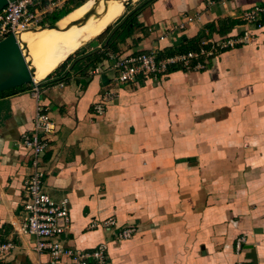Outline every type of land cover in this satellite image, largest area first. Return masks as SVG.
<instances>
[{
  "label": "crops",
  "instance_id": "crops-1",
  "mask_svg": "<svg viewBox=\"0 0 264 264\" xmlns=\"http://www.w3.org/2000/svg\"><path fill=\"white\" fill-rule=\"evenodd\" d=\"M74 1L61 0L45 19L75 6L57 27L91 0ZM250 6L249 0H133L104 27L89 15L85 38L46 73L36 68L35 44L26 38L55 27L24 37L53 123L39 168L47 193L68 201L65 246L93 250L106 242L108 264H264V20L249 44L203 59L205 68H176L138 88L122 85L103 113H93L113 86L108 51H194L209 35L240 34L239 15ZM12 81H27V74L19 55L8 51L0 56V85ZM32 86L0 91V239L17 244L0 264H73L36 253L34 237L19 232L32 152L19 142L32 128ZM111 217L114 229L102 227ZM125 226L134 235L114 240L113 231Z\"/></svg>",
  "mask_w": 264,
  "mask_h": 264
},
{
  "label": "built area",
  "instance_id": "built-area-1",
  "mask_svg": "<svg viewBox=\"0 0 264 264\" xmlns=\"http://www.w3.org/2000/svg\"><path fill=\"white\" fill-rule=\"evenodd\" d=\"M251 6L239 15L242 32L233 37H215L209 35L198 44L197 50L160 55L157 51L143 52L122 56L108 51L107 58L110 68L114 72L113 86L105 90L93 106L94 114H101L105 107L117 95L120 86L138 88L145 78L160 79L168 75L173 69L185 71L199 70L206 67L203 59H209L218 52L233 48L237 45L249 44L252 32L261 29L263 25L264 6L257 0H249ZM61 0H14L8 2L0 12V40L13 34L19 36L23 31L43 25L45 13L51 12ZM190 22L194 18L188 16ZM182 23L179 24V28ZM100 71L99 67L94 68ZM32 95L35 108L32 117V128L29 134L20 138V146L30 149L31 155L27 162L29 173L23 184V213L24 220L20 226V234L34 237L33 250L36 253L47 252L50 259L56 262L62 258L69 259L73 264H108L107 243L102 242L93 250H80L67 247L61 237L68 230L71 219L68 211V201L63 198L54 200L44 188L43 172L39 168V156L48 146L49 134L53 123L46 106L40 102V90L32 84ZM62 85V83H59ZM106 229H114V218H108L100 223ZM94 224H92L93 226ZM135 233L133 226L121 227L113 231L116 241L130 239ZM245 235H241L235 242V253L243 250ZM17 248V244L9 240L0 239V259ZM235 264H246L238 259Z\"/></svg>",
  "mask_w": 264,
  "mask_h": 264
},
{
  "label": "bare ground",
  "instance_id": "bare-ground-1",
  "mask_svg": "<svg viewBox=\"0 0 264 264\" xmlns=\"http://www.w3.org/2000/svg\"><path fill=\"white\" fill-rule=\"evenodd\" d=\"M116 6L114 0H91L78 11L81 15L91 13L90 15L99 16L101 14L111 12ZM81 15L74 17L71 21L63 22L61 25L53 29H41L36 31L34 35L28 36L26 39L35 44L33 52L36 58V68L41 73H46L56 64L58 60L68 54L75 46H77L84 38V31L90 29L93 21H84L82 24H72L81 19ZM33 30H26L17 37L21 48L20 60L24 64L27 74V81L34 83L40 81L37 73L33 68V59L29 52V42L25 40L27 34ZM93 33V32H92ZM33 69L32 75L29 70Z\"/></svg>",
  "mask_w": 264,
  "mask_h": 264
},
{
  "label": "water",
  "instance_id": "water-1",
  "mask_svg": "<svg viewBox=\"0 0 264 264\" xmlns=\"http://www.w3.org/2000/svg\"><path fill=\"white\" fill-rule=\"evenodd\" d=\"M11 1H14V0H0V11L4 8V6L8 2H11ZM132 1L133 0H124L123 1L124 8H127L131 4ZM90 14L91 13L89 12L88 14H86L83 17V19H80V20H78L76 22H73L70 25L77 24V23L82 24L86 19H88ZM55 24H56V22L50 23L49 25H46V24L44 25L43 24L44 26H41V28L42 27L53 28V27H55ZM8 51H13L14 53L18 54L21 57V48L19 46V43H18V40H17V36H15L13 34H9L8 36H6L5 38L0 40V56H2L3 54L7 53ZM29 72L32 75L33 69L31 68V70H29ZM27 82H32V81H30V80H28V81H12V82H9V83L1 84L0 85V91H4V90L10 89V88L21 86V85H23L24 83H27Z\"/></svg>",
  "mask_w": 264,
  "mask_h": 264
},
{
  "label": "rangeland",
  "instance_id": "rangeland-1",
  "mask_svg": "<svg viewBox=\"0 0 264 264\" xmlns=\"http://www.w3.org/2000/svg\"><path fill=\"white\" fill-rule=\"evenodd\" d=\"M81 1V2H80ZM89 0H75L74 2H72L73 4L74 3H76L77 5H80L81 3H86V2H88ZM114 1H116V6H115V8L111 11V12H109V13H105V14H101V15H99V16H97L96 18H95V22H94V24H98V23H100L101 22V26H103L104 27V25H108V24H112L113 22H114V20L116 19V18H119L127 9L126 8H124V6H123V1L124 0H114ZM75 7V6H74ZM74 7H66V8H74ZM105 19H108V20H106L105 22H102V21H104ZM107 22V23H106ZM49 25L50 23L49 22H46V23H44V25ZM44 25H41V26H44ZM41 26H36V27H34V28H31V29H29V30H35V29H38V28H41ZM42 80V79H41ZM39 82V81H38ZM37 82V83H38ZM32 84H36V83H32V82H27V83H24L22 86L24 87V88H28V87H31L32 86Z\"/></svg>",
  "mask_w": 264,
  "mask_h": 264
},
{
  "label": "trees",
  "instance_id": "trees-1",
  "mask_svg": "<svg viewBox=\"0 0 264 264\" xmlns=\"http://www.w3.org/2000/svg\"><path fill=\"white\" fill-rule=\"evenodd\" d=\"M73 9V8H72ZM72 9H63V10H60L59 12L55 13H51L50 15L47 16V18L43 21V24L46 23V22H49V23H54L56 22L58 19H60L61 17H63L64 15H66L69 11H71ZM23 86H18V87H14V88H10L8 89V91H13V90H16L18 88H22Z\"/></svg>",
  "mask_w": 264,
  "mask_h": 264
}]
</instances>
